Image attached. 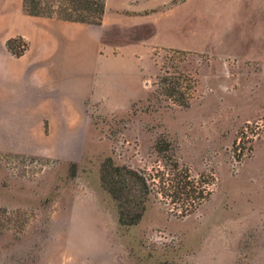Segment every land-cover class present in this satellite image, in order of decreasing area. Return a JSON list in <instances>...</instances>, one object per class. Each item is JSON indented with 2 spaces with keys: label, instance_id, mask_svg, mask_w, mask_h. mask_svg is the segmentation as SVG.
<instances>
[{
  "label": "rangeland",
  "instance_id": "1",
  "mask_svg": "<svg viewBox=\"0 0 264 264\" xmlns=\"http://www.w3.org/2000/svg\"><path fill=\"white\" fill-rule=\"evenodd\" d=\"M130 2L136 9L165 11L183 1L109 0V5ZM202 5L201 0L187 5L195 10L179 32L208 52L153 47L148 96L126 116L93 117L104 142L85 164L0 152V264H264V226L241 227L264 220V208L248 202L252 198L234 174L233 142L250 103L232 92V57L226 66L223 54L232 51L238 35L231 20L202 19ZM161 134L195 176L214 179L211 195L182 218L149 202L137 224L122 226L114 201L101 187L100 164L111 155L118 164L149 169L160 159L153 146ZM259 140L264 141L249 145L244 139L240 146L245 150ZM256 149L246 172L260 167L262 143ZM86 189L97 195V211H78L74 205L73 192Z\"/></svg>",
  "mask_w": 264,
  "mask_h": 264
},
{
  "label": "crops",
  "instance_id": "2",
  "mask_svg": "<svg viewBox=\"0 0 264 264\" xmlns=\"http://www.w3.org/2000/svg\"><path fill=\"white\" fill-rule=\"evenodd\" d=\"M191 2L154 11L136 9L131 2L116 7L105 0L101 24L95 25L30 15L23 0H0V152L85 164L104 142L93 117L126 116L148 96L146 76L153 67V47L208 52L203 43L180 35L195 10L187 6ZM201 3L202 19L231 20L238 35L232 51L223 54L226 66L230 63L226 58L232 57V92L250 103L238 127L263 117L264 0ZM213 4L229 8L209 7ZM177 7L181 10L175 12ZM151 35L152 41L147 42ZM16 37L27 44L20 55L7 47L8 40ZM258 142L263 147L260 167L246 172L247 161L256 158ZM258 142L234 174L252 198L248 202L263 209L264 141ZM72 196L78 211L98 210L97 195L90 189L74 191ZM255 225L264 226V220L256 218L255 223L240 226Z\"/></svg>",
  "mask_w": 264,
  "mask_h": 264
},
{
  "label": "trees",
  "instance_id": "3",
  "mask_svg": "<svg viewBox=\"0 0 264 264\" xmlns=\"http://www.w3.org/2000/svg\"><path fill=\"white\" fill-rule=\"evenodd\" d=\"M23 8L30 15L100 25L105 0H23ZM19 45V37L7 42L14 55L22 54L17 50ZM153 148L160 159L149 169L118 164L111 155L100 164L101 187L114 201L117 221L122 226L137 224L149 202L164 204L168 212L182 218L195 213L211 195L214 179L203 174L195 176L176 156V145L166 135H159Z\"/></svg>",
  "mask_w": 264,
  "mask_h": 264
},
{
  "label": "built area",
  "instance_id": "4",
  "mask_svg": "<svg viewBox=\"0 0 264 264\" xmlns=\"http://www.w3.org/2000/svg\"><path fill=\"white\" fill-rule=\"evenodd\" d=\"M20 45L17 47V50L20 52H24L26 50L27 44L24 39L20 38ZM246 139L248 144L251 145L253 141L257 139L264 140V116L257 119L254 122H247L243 125V127L240 129V132L235 140V147H237V153L234 154V161L236 163V170L238 169L239 165L241 164V158L242 156H246L247 154H250L252 151L250 148H253L252 146H248L243 150V148L240 146L241 143H243V140ZM248 152V153H247Z\"/></svg>",
  "mask_w": 264,
  "mask_h": 264
}]
</instances>
